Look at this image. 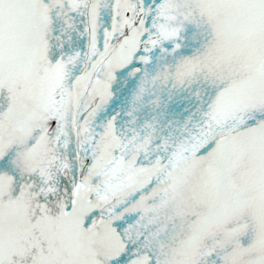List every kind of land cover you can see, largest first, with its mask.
<instances>
[{"label":"snow or ice","instance_id":"obj_1","mask_svg":"<svg viewBox=\"0 0 264 264\" xmlns=\"http://www.w3.org/2000/svg\"><path fill=\"white\" fill-rule=\"evenodd\" d=\"M0 264H264V0H0Z\"/></svg>","mask_w":264,"mask_h":264}]
</instances>
